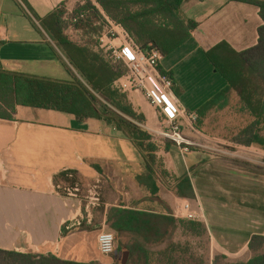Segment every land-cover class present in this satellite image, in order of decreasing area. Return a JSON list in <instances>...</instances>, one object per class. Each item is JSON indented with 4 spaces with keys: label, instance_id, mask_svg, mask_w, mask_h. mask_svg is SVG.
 <instances>
[{
    "label": "crops",
    "instance_id": "crops-1",
    "mask_svg": "<svg viewBox=\"0 0 264 264\" xmlns=\"http://www.w3.org/2000/svg\"><path fill=\"white\" fill-rule=\"evenodd\" d=\"M18 1L0 0V69L71 79L63 53L43 29L31 23ZM27 1L41 17L61 6L72 12L79 2H85ZM94 4L99 8L98 3ZM181 8L185 16L197 21L199 26L192 38L173 52L182 50L180 59L177 57L176 61L164 65L166 57L163 56L160 67L167 73L173 72L181 58L200 52L205 55L221 41H227L237 51L259 43V28L264 21L260 8L254 4L234 0H183ZM100 10L106 21L104 27H108L112 22L103 9ZM65 33L80 38L86 32L71 25ZM69 37L86 45L80 39ZM104 53L103 50V57ZM172 79L177 86L175 76ZM225 86L226 81H221L220 90ZM173 91L188 110L198 109L189 108ZM126 94L134 109L145 115L146 122L142 126L159 142L158 156L171 173L173 186L175 177L188 174L195 190V198H182L175 193L174 199L163 193L157 179L160 189L156 195L174 210L177 199L189 200L201 209L204 220L200 221L206 224L213 249L219 254L231 258L250 251L252 236L264 235V148L240 145L223 135L200 133L201 137L194 139L206 147L180 155L174 143L155 135L167 122L161 111L142 91ZM229 101L226 107L237 103L241 110L236 92H232ZM234 110L231 111H237ZM211 111L203 119L207 129L213 127ZM234 123L236 125H232ZM228 126L238 130L244 127L236 120L229 124L222 119L214 124L217 130ZM145 172V162L137 148L113 125L95 118L78 121L71 113L18 105L13 120L0 118V248L53 253L79 262H100L97 228L107 224L111 208L154 211V203L150 204L153 194L138 178ZM82 182L89 188L88 193L104 195L98 211L100 220L91 211L99 203L85 204L90 195L67 198L62 194L63 188L80 186ZM71 219L80 225L65 230V223Z\"/></svg>",
    "mask_w": 264,
    "mask_h": 264
},
{
    "label": "trees",
    "instance_id": "trees-1",
    "mask_svg": "<svg viewBox=\"0 0 264 264\" xmlns=\"http://www.w3.org/2000/svg\"><path fill=\"white\" fill-rule=\"evenodd\" d=\"M111 20L120 23L143 50L158 49L164 57L171 55L188 42L199 23L182 11L183 0H95ZM254 4L260 8L264 21V0H234ZM21 10L31 23L43 29L67 59L64 63L72 74L69 80L53 79L0 69V118L13 120L17 106L53 109L76 116L78 121L95 118L113 125L137 148L144 159L146 172L139 181L153 195L159 192L157 179L168 176L163 160L158 156L159 144L142 125L143 113L137 112L126 93L114 86L123 76V65L110 64L102 54L87 45L73 41L65 33L66 9L61 6L45 17L38 15L27 0L18 1ZM138 6V7H135ZM138 8V9H134ZM86 12L85 18L74 26L88 29L104 15L92 0L76 8L74 15ZM259 43L252 48L237 51L227 41H221L205 52V56L226 81V86L213 95L196 111L201 121L213 108L223 109L232 92L239 96L241 110L250 114V122L238 131L233 142L264 148V23L259 28ZM161 72L167 73L160 67ZM173 72L167 74L173 78ZM175 193L179 197L195 198V190L188 174L175 177ZM172 212L161 213L113 207L108 213V224L117 233L135 235L132 252L142 263L131 260L127 264H150L148 243L164 242L167 233L176 228L177 222L190 229L205 232L203 222L178 220ZM264 235H253L249 248L255 254L246 261H230L217 254L213 264H264ZM180 249L170 244L163 255L168 264L176 263L172 253ZM120 250V246L117 248ZM114 264H121L118 257ZM143 260V261H142ZM0 264H101L97 261L79 262L65 260L53 253L38 254L0 248ZM197 264H204L199 260Z\"/></svg>",
    "mask_w": 264,
    "mask_h": 264
},
{
    "label": "rangeland",
    "instance_id": "rangeland-1",
    "mask_svg": "<svg viewBox=\"0 0 264 264\" xmlns=\"http://www.w3.org/2000/svg\"><path fill=\"white\" fill-rule=\"evenodd\" d=\"M92 1L94 3H97L95 0H92ZM83 4L79 2L76 5L77 6L76 8H78L79 6ZM135 7H138V6H135ZM76 8L72 12L67 11V9L65 8L67 11L66 24H65L66 29H69L71 25H74V22L71 21V18L74 15ZM99 8L102 9L100 6ZM134 9H138V8H134ZM109 19L111 20L110 17ZM104 26H106L105 19L98 18V20L96 21V25H93L92 27L90 26L88 29L85 30L86 32L84 34L85 36L77 38L72 33H70V35L73 36L75 40L80 39L81 41L86 42V45L91 48L96 47L98 49V52L102 53L104 48H101V44L105 46L107 43H109V41H111L112 44H115V45L120 44L119 39L113 40V37L112 39L111 38L108 39L107 36H105V32L108 29H110L111 26L109 25V23H108V27H104ZM181 54H182V50H179L175 54L173 53L171 55L166 56L164 65H169V63H171L172 60L174 61L177 57L178 59H180V57H182L180 56ZM120 64L123 65L122 67L123 69H126L125 73H127L128 67H126L123 62H118V63H115L114 65H120ZM172 74L173 76H175L177 80V86L174 85L175 92L180 97V99H182L183 102L189 108H192V109H196L204 105L213 95H215V93H217L220 90L219 85L221 81L222 82L224 81L221 75L219 73H216L213 70V67L211 63L209 62V60L206 58L204 53H201V52L197 53L193 57L188 55V56L181 58V60H178L175 63V67H174ZM230 104L228 107H226L225 110H220L219 108H216V107L212 109L213 111H211L210 113V117H211L210 121H211V124L213 125L212 128H208V129L205 128L203 120L202 122L197 121L194 124L196 130L187 128L185 129L186 135L191 138L193 136L192 139H194L195 136L201 137V134L206 133L209 135L211 133L213 135L227 136L228 138H231L233 141V138L236 136V134L240 130V129L238 130L236 128L230 127L232 125H236L235 123L228 126L227 129H219V130H217V128L214 127V124L217 121L224 119L227 122H229V124L233 123V120H236L240 123V125L246 126L252 118L249 113L240 110L239 106H237L238 105L237 103H235L236 106H234L233 104L231 105ZM232 109H235L237 111L234 110L235 112H233L231 111ZM163 128H165V126H163ZM155 135L158 136V134H155ZM160 139L168 140V139L163 138L162 136L160 137ZM170 142L173 143V141H170ZM180 155L182 154L180 153ZM169 174L171 173L169 172ZM168 176H163V175L161 176L162 179L160 180L161 182L160 187L163 193L169 194L171 195L172 198L175 199V196H174L175 185L173 186V183H172L174 182L173 177L171 175H168ZM88 189H87V186H85L82 182L80 183V192L78 194L82 196H85V195L89 196L91 194L88 193ZM98 196L100 197V201H99L100 205L98 204L93 209L91 208V211L92 212L94 211V217L96 216L97 220H100L101 214L98 213V211L101 210L100 208L102 206V201H103L102 199L104 195L102 192H100L98 193ZM147 197H150V196H147ZM151 198H153V201H150V204L151 202L154 203L155 205V207H153L154 211H160L161 213H167L168 211V212H172L171 214H174V216L177 217L176 219L178 220H181V219L187 220V221L191 220L186 217H182L180 213H178V211L180 210L178 208L179 206H182L181 203H183L179 201L178 199L176 200V205H175V210H174L173 207L170 208L166 204L165 201L160 199L159 196L152 195ZM89 200L90 198L89 199L87 198L85 204H87ZM148 204L149 202L146 201L145 205H148ZM191 206L193 209L199 210V208L197 206H194L193 203H191ZM87 214L88 213H86L85 216H87ZM203 220L202 221L193 220V221L204 223ZM204 225L206 228L205 232L203 231L200 232L198 227L197 229H190L188 227H184L183 224L179 222H177L176 228L172 229L171 227H169L170 231L166 234L167 237L164 242H161V243L152 242L146 245L147 248L150 250V264H168L167 259H166L167 257L164 256L162 252L165 251V249L168 246H170V244H173V243L176 244L177 246L179 245L180 249L171 252L173 259L176 261V263H172V264H197L199 260H202L204 264H213V260L215 256L219 253L213 249L214 245L210 239L206 224L204 223ZM97 229L99 230V232L104 229L108 231H112L115 233V237H116V251L110 256L101 255L102 260L100 262L97 261L98 263L114 264L115 263L114 257L116 253H118V255H116L118 257V261L121 262V254L125 251H129L128 262L131 260V263L133 262L142 263L141 260L137 258L136 252L134 253L132 252V249H134L133 246L136 244V242H140V239H138L135 235H132L128 232L117 233L115 230H113L109 226L108 222L105 226H100ZM119 246H120V250H117ZM259 249H260L259 251L261 252L264 251V244ZM254 254L255 253L253 251L248 250L245 253L244 252L240 253L238 256L231 257V258L227 257V259H229L230 261H246L249 258H251Z\"/></svg>",
    "mask_w": 264,
    "mask_h": 264
},
{
    "label": "built area",
    "instance_id": "built-area-1",
    "mask_svg": "<svg viewBox=\"0 0 264 264\" xmlns=\"http://www.w3.org/2000/svg\"><path fill=\"white\" fill-rule=\"evenodd\" d=\"M86 15V12L73 15L71 21L76 23ZM111 22V28L105 32V36L108 39L112 37L113 40L119 39L120 44L115 45L109 41L105 46L101 44V48H104L108 62L111 64L123 62L128 67L127 73L117 79L114 86L116 85L121 92L142 91L145 94L167 121L165 128L157 132L158 135L173 141L183 156L190 154L196 148H205L204 144L186 135L185 129H195L194 124L198 121L199 114L197 111L188 110L174 95V80L167 73L161 72L159 68L163 58L162 53L156 48L141 49L120 23ZM215 152L222 151L215 150ZM62 191L63 196L76 198L80 192V186H67ZM89 198L88 202L91 205L98 204L100 201L98 193L92 192ZM179 209L178 213L182 217L198 221L204 218L201 209H193L189 200L184 201ZM77 225H80V222L71 219L65 223L64 228L71 230ZM97 243L103 256H110L116 251V237L112 231L101 230L97 236Z\"/></svg>",
    "mask_w": 264,
    "mask_h": 264
},
{
    "label": "water",
    "instance_id": "water-1",
    "mask_svg": "<svg viewBox=\"0 0 264 264\" xmlns=\"http://www.w3.org/2000/svg\"><path fill=\"white\" fill-rule=\"evenodd\" d=\"M118 255V253H116ZM129 260V251H125L121 254V264H127Z\"/></svg>",
    "mask_w": 264,
    "mask_h": 264
}]
</instances>
